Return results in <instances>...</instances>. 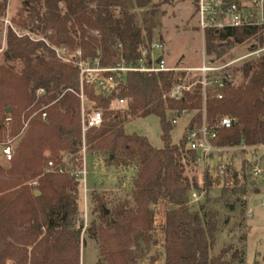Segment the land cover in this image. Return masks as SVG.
Instances as JSON below:
<instances>
[{
    "label": "trees",
    "instance_id": "obj_1",
    "mask_svg": "<svg viewBox=\"0 0 264 264\" xmlns=\"http://www.w3.org/2000/svg\"><path fill=\"white\" fill-rule=\"evenodd\" d=\"M132 1L23 0L12 20L20 29L45 36L50 45L67 47L70 52L81 48L84 58H97L103 66L115 65L120 57L137 64L138 46L153 43L158 23L146 18L139 26L129 10ZM133 2L138 8L146 4V0ZM5 8L6 0H0V18L5 16ZM258 31L264 27L207 28L205 56L215 54L218 58L224 46L254 38ZM157 40L162 41L160 35ZM5 46L4 60L18 62L20 68L16 71L15 65L0 64V142L8 138L14 143L7 165L0 163V264H79L84 226L78 205L81 182L69 171L80 170L81 163L78 69L60 61L50 46L18 37L10 29ZM239 71L244 82H232L222 89L209 86L204 102L199 83L175 98L163 96L181 82L179 78L186 77L179 70L126 72L108 96L83 87L87 100L103 114L101 125L85 134L86 149L102 151L115 166L135 169L129 198L108 208L98 193L91 195L96 218L86 231L99 241L98 264H139L141 255L133 246L138 240L147 245L152 239L156 220L151 205L160 201L170 205L162 226L163 264H244L239 249L229 254L223 248L212 254L218 212L203 204L193 211L188 202L192 192L208 187L210 179L200 186L196 177H188L184 170L185 162L193 163L198 157L187 148L186 136L192 128H201L203 109L207 128L215 131L214 145L264 144V52L242 64ZM38 89H43L44 95L38 96ZM114 98L128 99L126 108H108ZM42 106H46V117L39 111L20 133L22 118ZM182 111L189 115V123L173 143L170 130ZM167 113L173 115L171 120ZM149 114L160 122V148L145 136L124 131L127 121ZM224 116L234 120L228 128L220 126ZM49 161L53 162L51 168H47ZM262 161L264 166V156ZM254 163L244 158L240 177L227 173L218 199L243 196L251 185Z\"/></svg>",
    "mask_w": 264,
    "mask_h": 264
},
{
    "label": "rangeland",
    "instance_id": "obj_2",
    "mask_svg": "<svg viewBox=\"0 0 264 264\" xmlns=\"http://www.w3.org/2000/svg\"><path fill=\"white\" fill-rule=\"evenodd\" d=\"M22 1L6 0L5 16L0 18V47H4L3 52H0V64L15 65L16 71L20 68L18 62L4 60L7 29L12 30L13 27L19 34L18 36L15 33L18 37L30 39L29 36H36V33L28 29H20L12 20V18L17 17ZM133 1L130 4L131 6H129V10L133 12L135 21L139 26L144 24L146 18L153 20L156 24L158 23L157 28L153 30L151 42H156L159 35L163 36V48L159 54L165 58L169 67H196L200 65L202 53L203 51L205 52V40L204 38L202 39L198 29L195 13L196 0H146V4L140 8L136 7ZM153 10L155 14L152 15L151 11ZM114 11L116 14L119 13L118 8H115ZM5 19L8 20L10 26L9 24H4ZM224 49L220 57L217 58L215 54H211L206 56V58H210L209 60L219 64L236 60L244 54L256 51L252 56L239 60V62L234 64L231 70L233 83L239 85L245 81L241 71H239V67L245 62L255 60L264 52V31H258L254 38L244 42L232 46H224ZM69 53L66 52L65 55L69 56ZM196 79V73L191 71L185 82H195ZM125 100V104H119L114 98L110 100L108 108L123 110L128 102V99ZM86 106L93 107V103L87 100ZM36 114H38L37 110L31 112L28 118H22L20 133L29 127L30 119ZM166 118L171 120L173 115L167 113ZM188 120L189 115L187 113L176 116V123L170 130V138L173 143L179 141L185 127L189 123ZM124 131L126 134L136 133L145 136L156 148H160L163 145L162 138H160V122L154 114L127 121ZM6 144L10 145L13 150V139L7 138L5 141L0 142V163L3 166L8 163L1 154V149ZM260 154V152L255 153L234 149L219 154L212 153L207 158L196 160L193 163L185 162V174L190 178L196 177L200 186H203L207 178L210 179L208 187H203L200 192L195 191L197 196L194 199L189 198L188 202L190 209L193 211L203 204L206 208H214L218 212L216 240L212 248L213 255L218 254L223 248H227L229 254L239 249L243 253L244 264H264V172L261 178H258L256 182L254 181L253 186H248L243 196L238 198L227 196L222 199L218 198L221 194L222 181L225 177H221L217 172V166H221L228 174H235L240 177L242 160L246 158L251 162L257 161ZM79 155L80 169H84L86 173L85 188L82 183L78 187L80 193L78 205L82 209L84 222L80 236L79 264H98L101 257L98 254L99 241L97 238L89 236L86 231L91 219L96 218V213L93 211L95 205L91 203V195L93 192L98 193L108 208L115 201L129 198L135 169L133 166L127 168L115 166L107 162V156L102 151H89L86 149V145L84 154L80 151ZM68 159L65 157L66 161ZM262 162L260 163L261 167H263ZM168 207H170L169 203L164 201L151 205L156 220L154 223L155 227L151 231L153 237L147 245L143 240H138V244L133 246L141 255L139 264H163L164 252L162 243L164 235L162 226L165 221L164 212ZM6 264H11V261H7Z\"/></svg>",
    "mask_w": 264,
    "mask_h": 264
},
{
    "label": "built area",
    "instance_id": "obj_3",
    "mask_svg": "<svg viewBox=\"0 0 264 264\" xmlns=\"http://www.w3.org/2000/svg\"><path fill=\"white\" fill-rule=\"evenodd\" d=\"M196 16L198 29L201 33L202 39L204 38V33L207 28L221 29V28H238V27H264V0H196ZM4 24L8 25L9 22L7 19L4 20ZM10 26V24H9ZM12 30L19 36L17 31L12 27ZM93 34H98L97 31H92ZM35 37H30L31 40L35 42H42L50 46L56 57L61 61L71 63L78 69L79 76V91L77 96L80 98V125H81V141L82 149L81 152H85V134L90 129H95L99 127L103 120L102 110L100 108H93L86 106L87 98L83 92L84 86H89L95 88L100 92L110 91L115 87L118 82V79L126 72H149V73H158L165 71H184L186 73L185 78H179L181 82L175 84L167 94H164L170 97L180 96L183 91L191 90V87L195 83L201 85L203 91V102L206 99V93L209 86L217 87L222 89L225 85L233 82V73L231 72L234 64L239 62V60L245 59L249 56L255 54L254 52H249L243 56L238 57V59L222 63H214L211 60L207 59L205 53H202V60L200 65L196 67H169L166 63L165 58L161 54L163 44L162 41H156L151 43L149 46L141 43L138 46L137 52L139 55V61L137 64L127 63L122 57L119 61L112 66H103L100 64V61L97 58L93 60L90 58H84L81 48H76L75 51L70 52L67 47H56L50 45L45 36L41 34H35ZM4 47H0V52H3ZM70 52L69 56H66L65 53ZM159 59V60H158ZM191 71L196 73L199 78L194 82L186 83L187 77L190 75ZM71 89H65L64 91ZM38 96L44 95L43 89H38L36 91ZM217 97L221 98V93L217 92ZM116 102L119 104H125V99H116ZM47 106V105H46ZM46 106H42L37 112L41 111V117L44 119L46 113L44 112ZM204 112L203 109V124L201 128L195 129L192 128L186 138H187V148L191 151L198 154L197 160H203L207 158L212 153H222L227 150L242 149L249 152H260V157L256 161L251 170V176L253 181H257L258 178H261L264 172V166L261 167L260 163L264 156V144L250 145L246 146L241 144V146H225L219 147L212 143V139L215 138V131L207 128L206 121H204ZM180 115L186 114L185 111L179 113ZM179 115V116H180ZM10 121V117L6 118V122ZM221 127H230L234 120L230 117L224 116L220 118ZM1 154L4 160L9 161L12 156V147L8 144L4 145L1 149ZM53 162L49 161L47 168H51ZM218 174L221 177H226L227 172L221 167L217 166ZM59 172H62V169H58ZM71 174L75 175L82 185L85 188L86 183V173L84 169L78 171L69 170ZM197 196L196 192H192L190 198L194 199Z\"/></svg>",
    "mask_w": 264,
    "mask_h": 264
},
{
    "label": "water",
    "instance_id": "obj_4",
    "mask_svg": "<svg viewBox=\"0 0 264 264\" xmlns=\"http://www.w3.org/2000/svg\"><path fill=\"white\" fill-rule=\"evenodd\" d=\"M159 60V59H158ZM109 95V93H107V96ZM7 111H9V108H7ZM180 114L178 113V116H179ZM252 186L254 185V181H251V183H250ZM39 192L38 191H36V194H38ZM106 212H108V210H106Z\"/></svg>",
    "mask_w": 264,
    "mask_h": 264
},
{
    "label": "crops",
    "instance_id": "obj_5",
    "mask_svg": "<svg viewBox=\"0 0 264 264\" xmlns=\"http://www.w3.org/2000/svg\"><path fill=\"white\" fill-rule=\"evenodd\" d=\"M160 38H161V39H163V36H162V35H160Z\"/></svg>",
    "mask_w": 264,
    "mask_h": 264
}]
</instances>
